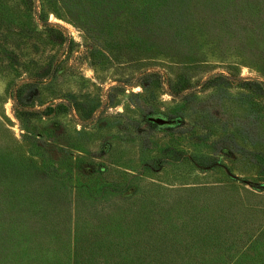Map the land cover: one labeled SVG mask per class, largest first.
Returning <instances> with one entry per match:
<instances>
[{
    "label": "rangeland",
    "instance_id": "1",
    "mask_svg": "<svg viewBox=\"0 0 264 264\" xmlns=\"http://www.w3.org/2000/svg\"><path fill=\"white\" fill-rule=\"evenodd\" d=\"M65 1L0 0V161L67 231L135 196H167L210 230L202 258L180 243L184 264H230L264 226L258 53L222 57L199 36L198 53L180 58L147 48L131 15L106 9L105 21ZM256 249L264 254V241Z\"/></svg>",
    "mask_w": 264,
    "mask_h": 264
},
{
    "label": "trees",
    "instance_id": "2",
    "mask_svg": "<svg viewBox=\"0 0 264 264\" xmlns=\"http://www.w3.org/2000/svg\"><path fill=\"white\" fill-rule=\"evenodd\" d=\"M64 3L74 14L81 8L85 12L100 9L105 21L109 20L103 13L106 9H112V18L131 15L145 32V46L149 49L190 58L192 55L187 53H198L190 41L201 36L212 43V52L222 57L226 51L258 53L256 61L262 60L264 64V0H67ZM84 18L97 20L98 17ZM135 32L140 35L138 28ZM31 187V184L22 187L15 169L9 171L0 161V264H62L68 260L73 264H158L156 258L163 264H180L177 255L184 264L181 242L188 243L185 247L188 256L194 250L202 258V250L211 238L210 230L198 227L205 218L191 212L188 217H194L197 225L189 223L175 213L176 205L166 206L167 196L162 195L135 196L120 203L108 215L92 213L90 218L76 219L73 230L67 231L61 217L54 219L47 209L36 208L37 198ZM177 219L184 232L176 226ZM139 241L164 247L121 246ZM263 241L264 226L230 264H251L248 260L263 264L264 254L258 256L256 251ZM102 246L106 247L105 253L100 255Z\"/></svg>",
    "mask_w": 264,
    "mask_h": 264
},
{
    "label": "water",
    "instance_id": "3",
    "mask_svg": "<svg viewBox=\"0 0 264 264\" xmlns=\"http://www.w3.org/2000/svg\"><path fill=\"white\" fill-rule=\"evenodd\" d=\"M160 121V120H159ZM260 188L264 189V185H258Z\"/></svg>",
    "mask_w": 264,
    "mask_h": 264
}]
</instances>
